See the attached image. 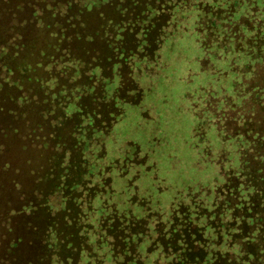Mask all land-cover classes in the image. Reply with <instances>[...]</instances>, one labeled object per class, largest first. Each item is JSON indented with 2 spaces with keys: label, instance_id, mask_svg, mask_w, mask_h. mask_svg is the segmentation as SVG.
Segmentation results:
<instances>
[{
  "label": "trees",
  "instance_id": "1",
  "mask_svg": "<svg viewBox=\"0 0 264 264\" xmlns=\"http://www.w3.org/2000/svg\"><path fill=\"white\" fill-rule=\"evenodd\" d=\"M62 5L64 28L54 25L52 10L53 18L33 19L39 38L31 46L19 39L15 49L18 64L31 73L36 104L44 85L65 87L56 105L52 98L38 103L44 114L38 118L48 122L46 134L34 131L47 153L46 169L21 208L24 236L17 227L12 244L20 248L28 240L24 247L32 242V253L20 249L6 264H264V0ZM86 15L97 23L90 27L91 40L78 37L89 33L84 26L78 31ZM97 40L98 51L92 44ZM24 47L26 57L19 53ZM185 49L195 63L203 54L210 67L220 58L234 75L227 84L244 94L237 96L240 105L231 103L234 117L226 108L219 115L223 124L211 123L197 108L201 80L185 71L188 96L195 99L190 167L204 169L199 172L206 177L194 184L183 178L169 199L151 143L145 147L135 138L110 156L106 141L128 108L149 114L142 103L151 81L166 77L165 56L175 63ZM65 50L72 62L58 77L55 58ZM45 72L53 83L41 79Z\"/></svg>",
  "mask_w": 264,
  "mask_h": 264
},
{
  "label": "rangeland",
  "instance_id": "2",
  "mask_svg": "<svg viewBox=\"0 0 264 264\" xmlns=\"http://www.w3.org/2000/svg\"><path fill=\"white\" fill-rule=\"evenodd\" d=\"M62 2L63 0H0V264H6L16 258L20 249L27 250L24 246H28V240L26 244L25 242L20 243V248L17 245L12 247V244L16 237L17 227L19 236H24V229L18 224L19 219L23 217L20 215L21 208L26 198H30L28 195L46 169L47 153L42 146V141L35 139L34 131L37 130L39 135L46 134L48 122L41 120L44 114L38 111V103L45 99L47 104L52 98L54 99L53 105H56L57 100L61 102L64 95L62 89L65 87L64 85L57 86L53 91V87H48L50 83L48 86L44 85V90L37 92L39 99L36 104V99H33V90L31 91L33 80H29V72L23 70L18 64L21 58L14 56L15 49H17L19 39H21V45L25 44V46H31L33 40L35 42L38 33L33 19L41 17L44 20L45 16L50 17L51 15L53 18L52 10L56 12L53 19L54 25L59 30L64 28L65 14L63 11L65 9L62 8ZM35 14L39 15L33 16ZM96 24L92 15H86L78 31H81V27L84 26L83 30L89 33L78 37L91 40L90 27ZM42 30L44 34V28ZM74 35V32L70 34L73 40L76 39ZM75 41L79 46V41ZM93 43V48L98 51L101 41L97 40ZM28 49L27 47L22 48L20 55L26 57L27 54L23 56V53H28ZM185 51L186 53L181 51L177 55L175 63L166 60L165 56L167 67L164 74L166 77L162 75L157 82L155 79L151 81L152 90L142 103L144 108L149 110V114L140 116L137 110L128 108L125 117L114 126L111 136L106 141L110 156L115 155L124 142L135 138L145 147L151 143L152 146L148 149L153 153L157 177L162 183L161 188H166L165 193L168 194L169 199L176 190L181 188L179 186L183 178H185V183L194 184L206 177L199 172L204 169L196 170L190 167L193 161L190 148L193 143L191 133L194 118L189 114L195 99L188 96L192 88L190 80L185 79V71L198 74L196 78L201 80L202 87L198 91L197 108L201 110L199 113L208 115L211 123L219 119L220 122L217 123L223 124L219 117L220 113L223 114L226 108L230 110L232 102L240 105V99L237 96L244 94L242 90L234 91L230 84H227L228 81L233 80L234 75L225 71L227 70L226 65L220 58L214 66L210 67L203 54L199 56V53L197 54L198 59L195 63L194 53L189 49ZM66 53H68L67 50L55 58L58 61L55 76L60 74L59 70L64 65H69V67L71 65L72 61ZM188 54L191 58L186 60ZM188 62H190L189 65H184ZM70 69L74 70L72 67ZM43 75L44 78L41 77V79L47 77V81L51 79L49 82L53 83L54 80L51 78L53 75L49 78L46 72ZM55 81L58 84V80ZM61 84H63L62 81ZM29 91L31 92L28 93ZM22 94L25 96L21 100L18 99ZM24 97L29 98L24 105L19 106V102L24 100ZM243 106L246 110L245 105ZM49 107L50 105L47 109ZM231 116L234 117L233 111H231ZM244 117L247 119L249 115L246 114ZM260 123L259 132H264V122ZM225 126L230 127L227 124ZM163 197H165L164 194ZM166 201L167 198L162 203L164 209L168 208V205H165ZM56 202L57 199L54 200V203ZM25 236L28 238V235ZM32 249L31 242L27 250L29 255Z\"/></svg>",
  "mask_w": 264,
  "mask_h": 264
}]
</instances>
